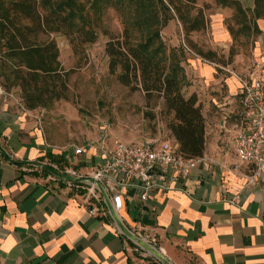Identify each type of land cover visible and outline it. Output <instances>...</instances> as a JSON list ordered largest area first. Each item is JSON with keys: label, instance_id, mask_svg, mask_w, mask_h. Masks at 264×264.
<instances>
[{"label": "crops", "instance_id": "0c3cea01", "mask_svg": "<svg viewBox=\"0 0 264 264\" xmlns=\"http://www.w3.org/2000/svg\"><path fill=\"white\" fill-rule=\"evenodd\" d=\"M191 61L183 64L188 78L194 74L205 85L215 80L214 67ZM226 82L223 100L213 97L221 118L203 110L209 164L146 200L127 189L124 221L156 235L164 248L158 258L138 249L112 217L90 214L80 196L35 167L45 159L71 162L47 141L35 109H15L0 96V264H264V172L254 174V164L242 161L229 142L247 123L239 81ZM238 101L239 110L233 107ZM99 160L91 148L73 165L89 172Z\"/></svg>", "mask_w": 264, "mask_h": 264}, {"label": "trees", "instance_id": "16d2710c", "mask_svg": "<svg viewBox=\"0 0 264 264\" xmlns=\"http://www.w3.org/2000/svg\"><path fill=\"white\" fill-rule=\"evenodd\" d=\"M215 1L234 11L227 22L233 39L229 58L237 53L241 35L248 39L264 35L259 25L264 20V0H254L253 7L241 0ZM110 7L125 16L122 35L107 42L109 71L132 90H142L147 100L162 98L166 126L177 151L188 157L203 155L206 118L197 92L185 93L189 80L183 65L184 47L169 48L162 37V29L178 18L190 49L195 48L204 58L216 55L197 48L189 39L191 32L208 27L205 10L197 6V0H0L1 84L8 92L20 88L28 109L47 108L67 99L71 71L60 60L57 42L39 36L61 32L71 39L75 50L94 43L98 33L93 16L100 18Z\"/></svg>", "mask_w": 264, "mask_h": 264}, {"label": "rangeland", "instance_id": "374dc122", "mask_svg": "<svg viewBox=\"0 0 264 264\" xmlns=\"http://www.w3.org/2000/svg\"><path fill=\"white\" fill-rule=\"evenodd\" d=\"M197 6L204 8L208 27L191 32L189 39L197 48L204 52L212 50L216 55L204 58L195 48L190 49L177 18H173L175 24L162 29V37L169 48L180 50L181 46L184 47L183 64H195L191 60H197L198 64H210L215 68L212 83L202 84L193 74L184 89L186 94L197 92L207 116L219 119L222 111L213 97L219 103L228 94L230 87L226 79L236 78L238 81L239 78L264 77V35L250 39L241 35L236 42L237 53L229 58L233 39L230 33L227 35V22L232 20L233 9L220 6L215 0H197ZM124 16L123 11L111 7L100 18L93 16L98 39L94 43L76 46V50L71 39L61 32L39 36L40 40L53 38L57 42L60 60L71 71L67 99L57 100L47 108L30 109L36 112V121L47 141L56 149L63 151L70 145H82L87 141L97 143L111 138L141 141L161 137L173 140L166 126L168 116L163 112V99L147 100L142 90H132L118 80L117 74L109 71L107 42L122 35ZM259 25L264 31L263 19L259 20ZM223 60H230V63L224 65ZM1 80L0 96L6 97L15 109L28 110L20 88L13 87L8 92ZM233 107L239 110L241 102L234 103Z\"/></svg>", "mask_w": 264, "mask_h": 264}, {"label": "built area", "instance_id": "2783aa9c", "mask_svg": "<svg viewBox=\"0 0 264 264\" xmlns=\"http://www.w3.org/2000/svg\"><path fill=\"white\" fill-rule=\"evenodd\" d=\"M239 92L245 100L246 126L236 128L231 142L240 159L253 163L254 174L264 172V77L239 78ZM0 86V94H1ZM94 148L99 162L89 172H81L73 164L76 158ZM71 162L62 165L49 160L37 161L35 167L47 173V178L62 182L80 196L90 214L112 217L115 228L136 243L149 256L164 254L156 235L142 224L128 226L121 209L127 189L135 188L142 200L157 190H170L184 184L199 165H208L209 157L185 156L169 138L151 137L141 141L119 138L87 141L70 145L61 151Z\"/></svg>", "mask_w": 264, "mask_h": 264}]
</instances>
